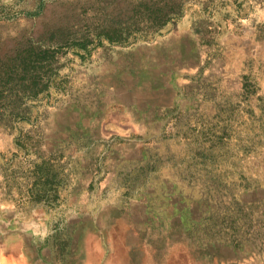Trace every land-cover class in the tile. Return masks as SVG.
Returning <instances> with one entry per match:
<instances>
[{
  "label": "rangeland",
  "instance_id": "1",
  "mask_svg": "<svg viewBox=\"0 0 264 264\" xmlns=\"http://www.w3.org/2000/svg\"><path fill=\"white\" fill-rule=\"evenodd\" d=\"M180 1L80 54L102 0H0V58L30 39L63 63L0 126V264H264V0Z\"/></svg>",
  "mask_w": 264,
  "mask_h": 264
},
{
  "label": "trees",
  "instance_id": "2",
  "mask_svg": "<svg viewBox=\"0 0 264 264\" xmlns=\"http://www.w3.org/2000/svg\"><path fill=\"white\" fill-rule=\"evenodd\" d=\"M104 7L113 12L112 21L97 23L86 22L73 34L64 38L65 45L82 54L87 45L107 40L112 44L132 42L139 36L154 37L155 32L170 22L182 10L180 0H141L133 6L127 0H102ZM100 20V18H98ZM0 58V126L11 127L15 121L29 119L28 99L37 96L40 91L48 89L53 83V75L63 66L55 48L43 47L32 40L20 42ZM61 59V58H60ZM60 63V64H59ZM33 93V95H32ZM12 98L7 107L2 108L5 99ZM13 102V103H12ZM69 139V138H68ZM59 144V149L66 148L71 142ZM68 143V144H67ZM58 146V144H57ZM53 161L50 158L48 161ZM55 183L54 175L50 181ZM234 219L221 218V224L231 225Z\"/></svg>",
  "mask_w": 264,
  "mask_h": 264
}]
</instances>
